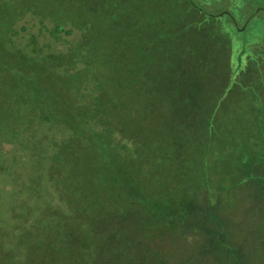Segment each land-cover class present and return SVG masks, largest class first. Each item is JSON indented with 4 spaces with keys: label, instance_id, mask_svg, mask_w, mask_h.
I'll list each match as a JSON object with an SVG mask.
<instances>
[{
    "label": "trees",
    "instance_id": "trees-1",
    "mask_svg": "<svg viewBox=\"0 0 264 264\" xmlns=\"http://www.w3.org/2000/svg\"><path fill=\"white\" fill-rule=\"evenodd\" d=\"M188 2V9L205 15L192 28L196 41L209 38L204 19H218L229 10L225 6H233L232 0L220 1L225 11L213 16L199 1ZM24 11L31 8L19 12ZM188 28L181 27V33ZM101 61L87 47L65 59L33 62L35 71L19 74L22 83L1 95L2 134L10 132L6 140L13 144L6 151V142L0 143V257L8 261L26 255L41 264H155L151 252L143 255L142 234L162 238L173 232L199 209L206 193L212 203L227 195L236 198L245 174L264 163V110L259 105L240 110L237 102L205 103L197 99L198 84L179 87L173 75L172 87L124 85L122 75L114 77ZM39 63L50 69L37 68ZM141 63L133 61V68ZM80 74L95 89L84 84L81 96L90 104L72 111L66 107H71L69 94ZM128 90L156 100L128 109ZM57 113L71 123L76 120L77 146L62 147ZM221 175L235 181L225 186Z\"/></svg>",
    "mask_w": 264,
    "mask_h": 264
},
{
    "label": "rangeland",
    "instance_id": "rangeland-1",
    "mask_svg": "<svg viewBox=\"0 0 264 264\" xmlns=\"http://www.w3.org/2000/svg\"><path fill=\"white\" fill-rule=\"evenodd\" d=\"M197 1L203 5L204 12L213 16L225 11L220 8L224 0H217L221 1L218 4L216 0ZM232 1L233 6H225L229 9L225 15L203 20V28L210 31L209 38L196 41L190 34L197 28L194 23L205 15L188 9V0H0V100L4 92L22 83L19 74L35 71L33 62L65 59L89 47L99 54L102 64L110 65L114 77L122 75L124 85L135 81L147 89L152 83L154 88L172 87L173 75L179 87L184 85L190 89L198 84L202 91L197 99H205V103L207 100L218 104L237 102L240 110L259 105L262 112L264 0ZM147 4L152 7L148 8ZM24 7H30L31 11L21 14L19 11ZM86 10L90 11V17L84 15ZM182 11L185 14L175 18ZM144 12L155 19L147 18ZM172 17L175 19L168 20ZM106 21L109 24H104ZM181 27L190 28L181 33ZM59 32L65 34V39L60 38ZM137 59L144 63L135 70L132 62ZM37 68L45 71L50 65L39 63ZM56 68H64V65ZM76 79L75 86L71 87L72 94H69L71 107H66L72 111L77 105L90 104L86 96H81L82 86L89 84L90 79L83 81L82 74ZM90 87L89 90L95 89ZM227 90L230 93L224 99L218 96V92ZM215 92L216 96H212ZM132 93L128 90L126 95L128 109L135 103L145 106L146 102L150 104L156 100L145 96L141 90L134 96ZM60 115L57 113L60 123L57 135L62 147L77 146L73 124L76 120L71 123L69 117ZM1 127L2 124L0 143L6 142L5 150H12L13 144L7 143L11 140H6L10 132L3 136ZM260 134L257 146L262 142L263 133L260 131ZM245 176L247 178L237 187L236 198L227 195L221 203V199L212 203L211 195L206 193L199 209L173 232L162 238L142 234L139 245L143 255L151 252L149 255L155 264H264V163ZM240 177L237 176L236 181ZM220 179L225 186L235 181L222 175ZM129 188L136 189L131 184ZM136 212L137 209L135 217ZM147 231L154 230L146 228ZM14 253L18 256L20 251L14 249ZM25 256L8 261L3 255L0 264H41Z\"/></svg>",
    "mask_w": 264,
    "mask_h": 264
}]
</instances>
